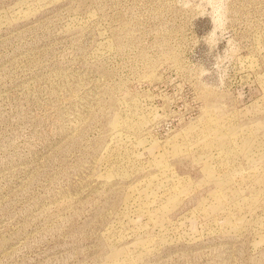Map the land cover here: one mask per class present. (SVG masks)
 <instances>
[{
    "label": "rangeland",
    "instance_id": "374dc122",
    "mask_svg": "<svg viewBox=\"0 0 264 264\" xmlns=\"http://www.w3.org/2000/svg\"><path fill=\"white\" fill-rule=\"evenodd\" d=\"M0 264H264V0H0Z\"/></svg>",
    "mask_w": 264,
    "mask_h": 264
}]
</instances>
